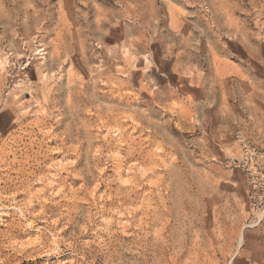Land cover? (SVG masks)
I'll return each instance as SVG.
<instances>
[{
  "label": "rangeland",
  "instance_id": "1",
  "mask_svg": "<svg viewBox=\"0 0 264 264\" xmlns=\"http://www.w3.org/2000/svg\"><path fill=\"white\" fill-rule=\"evenodd\" d=\"M263 187L264 0H0V264H231Z\"/></svg>",
  "mask_w": 264,
  "mask_h": 264
},
{
  "label": "crops",
  "instance_id": "2",
  "mask_svg": "<svg viewBox=\"0 0 264 264\" xmlns=\"http://www.w3.org/2000/svg\"><path fill=\"white\" fill-rule=\"evenodd\" d=\"M256 227H261V236L249 235L244 240L242 234V243L238 245L231 264H264V220Z\"/></svg>",
  "mask_w": 264,
  "mask_h": 264
},
{
  "label": "built area",
  "instance_id": "3",
  "mask_svg": "<svg viewBox=\"0 0 264 264\" xmlns=\"http://www.w3.org/2000/svg\"><path fill=\"white\" fill-rule=\"evenodd\" d=\"M261 198L263 200L262 205L259 207V211L264 215V187L261 189Z\"/></svg>",
  "mask_w": 264,
  "mask_h": 264
},
{
  "label": "bare ground",
  "instance_id": "4",
  "mask_svg": "<svg viewBox=\"0 0 264 264\" xmlns=\"http://www.w3.org/2000/svg\"><path fill=\"white\" fill-rule=\"evenodd\" d=\"M259 219H260V217H259ZM252 227L254 226V225H251ZM242 243V236H240V238H239V241H238V244L240 245Z\"/></svg>",
  "mask_w": 264,
  "mask_h": 264
}]
</instances>
